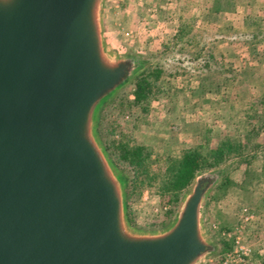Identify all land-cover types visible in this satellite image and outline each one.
I'll list each match as a JSON object with an SVG mask.
<instances>
[{
	"label": "water",
	"instance_id": "1",
	"mask_svg": "<svg viewBox=\"0 0 264 264\" xmlns=\"http://www.w3.org/2000/svg\"><path fill=\"white\" fill-rule=\"evenodd\" d=\"M105 0H0V264H204L212 177L171 223L136 231L127 178L99 134L106 105L145 68L111 51Z\"/></svg>",
	"mask_w": 264,
	"mask_h": 264
},
{
	"label": "rangeland",
	"instance_id": "2",
	"mask_svg": "<svg viewBox=\"0 0 264 264\" xmlns=\"http://www.w3.org/2000/svg\"><path fill=\"white\" fill-rule=\"evenodd\" d=\"M185 2L105 0L103 28L111 51L140 58L145 68L139 75L147 69H163V74L155 81L156 91L147 105L138 108L130 104L134 79L106 105L98 124V134L104 148L101 125H113L114 130L127 136L133 143L151 150V157L146 163L154 180L132 182L128 171L115 165L105 148L116 169L127 178V211L136 231L156 232L167 227L191 189L193 183L179 194L176 206L172 196L160 193L169 158H177L185 149L196 145L217 144L227 137H245L238 131L235 122L257 110V99L250 97L251 100L239 109L227 106L228 102L219 87L224 84L221 77L230 73H224L221 69L228 71L226 67H233L234 61L240 70L238 76L230 80L236 93L243 96L249 91L264 100V84H261L262 80L257 81V75L264 72L262 31H258V38L248 51L246 48L242 51L232 49V45L224 42L212 46V64L215 68L208 75V72L200 69L201 62L193 60L194 51L191 43H188L189 34L182 36L181 40L174 37L179 26L190 29L194 24L200 26L206 20L204 15L207 13L208 0L192 2L188 6ZM232 2L240 12L262 19L261 30H264V0ZM231 7L228 8L232 10ZM228 18L229 15L217 21L210 18L213 23L202 26L203 30L196 34L216 41L222 37L218 25L224 26V20ZM256 42L255 46L253 43ZM248 43L242 45L240 42L238 46L246 47ZM258 110L262 120L264 112ZM260 123L263 127L253 134L244 152L223 164L232 181L228 190L225 193L216 191L215 185L206 197L203 228L207 238L214 244L215 251L204 264H223L228 255L235 251L241 253L240 248L245 252L240 256V264H264V122ZM212 174L204 172L198 178ZM225 241L231 247L230 251L224 252Z\"/></svg>",
	"mask_w": 264,
	"mask_h": 264
},
{
	"label": "trees",
	"instance_id": "3",
	"mask_svg": "<svg viewBox=\"0 0 264 264\" xmlns=\"http://www.w3.org/2000/svg\"><path fill=\"white\" fill-rule=\"evenodd\" d=\"M199 1L201 0H197L196 3ZM192 2V0H188L185 3L188 6V4ZM231 2L232 0H208L206 4L207 13L204 15L206 20L204 19V21L200 23V26L194 24L190 29L179 26L174 35L175 38L181 40L182 36L189 34L188 43H191L194 51L195 59L193 60H196L198 63L201 62L202 67H200V69H204V72H208V75L211 74L210 70H214L215 68L212 64L214 63L212 60L213 54L211 53L212 46L224 42L232 45V49H241L242 51L243 48H246L245 50L248 51L247 49H249L252 42L258 38L257 33L259 30L262 31L260 34L264 37V30H261L263 24L261 21L262 19L259 17L253 18L240 12L239 9L235 8L233 2V4H230ZM228 7L233 9L230 10ZM227 15H229L230 18L224 20L225 25H218V31L222 37L216 41H209L211 37L205 39L201 34H196L203 30L202 26H207V23H213L210 22V18H212L213 21H217L220 18L225 19ZM255 30H257V32H255ZM226 40H229V42H226ZM240 42L243 43L242 45H244L245 42H249V45L247 44L248 47H242V45L238 46ZM253 44L256 46L257 42ZM220 58L222 57L220 56ZM232 64L233 67H231L232 65L226 67L228 71H226V69H221L224 73H230L221 77L224 84L219 87V89L221 88L222 90L223 97L227 100L225 101L228 102L227 106L232 109L243 108V106L251 100L250 97H255L257 99L255 104L257 110L253 114L245 116L242 120L235 122L239 128L238 131L243 133L245 137L240 139L227 137L217 144L196 145L190 149H185L179 157L168 159L161 181L160 193L172 196L175 206L178 203L179 194L191 186L193 181L204 172L213 173L210 176L212 177V183H218V185L216 184V191H223L225 193L232 181L228 177L227 170L223 168V164L233 156H238V154L244 152L243 150L251 143V139L254 137L253 134H256L258 129L263 127L260 121L264 122V118L261 120L258 108L261 109L260 113L264 112V100L260 98L261 96L256 97L249 91L245 92L243 96H239L236 93L230 80L231 78H236L240 70L234 61H232ZM198 70L199 68H197V71ZM162 74L163 69L158 67L152 71H150V69L144 70L138 75L132 84L133 89L131 98L133 99L130 104L138 108L147 105L149 99L156 91L154 89L155 81H157ZM257 81H261V84H264L263 71L261 74L257 75ZM114 128L113 125H110V127H103V125H101L104 145L114 164L128 171L131 175L132 182L141 179L143 181L154 180V176L150 175L146 163L147 159L151 157V150L145 146L133 143L127 136L121 134V132H117ZM209 133L210 131L207 132L208 135ZM128 220L130 224H132L129 213ZM223 244L224 252L230 251L231 247L228 246L226 241L223 242Z\"/></svg>",
	"mask_w": 264,
	"mask_h": 264
},
{
	"label": "built area",
	"instance_id": "4",
	"mask_svg": "<svg viewBox=\"0 0 264 264\" xmlns=\"http://www.w3.org/2000/svg\"><path fill=\"white\" fill-rule=\"evenodd\" d=\"M241 253H239V251H235L233 254L228 255L226 258V261L223 264H240L242 262L241 257L242 255L245 254L244 249L240 248L239 249ZM240 254V255H239Z\"/></svg>",
	"mask_w": 264,
	"mask_h": 264
},
{
	"label": "crops",
	"instance_id": "5",
	"mask_svg": "<svg viewBox=\"0 0 264 264\" xmlns=\"http://www.w3.org/2000/svg\"><path fill=\"white\" fill-rule=\"evenodd\" d=\"M184 1H188V0H184ZM192 1L196 3L197 0H192Z\"/></svg>",
	"mask_w": 264,
	"mask_h": 264
}]
</instances>
